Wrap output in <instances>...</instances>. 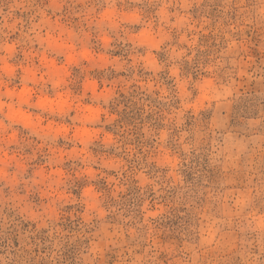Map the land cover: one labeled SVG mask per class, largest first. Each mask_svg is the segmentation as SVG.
Instances as JSON below:
<instances>
[{"label":"rangeland","instance_id":"obj_1","mask_svg":"<svg viewBox=\"0 0 264 264\" xmlns=\"http://www.w3.org/2000/svg\"><path fill=\"white\" fill-rule=\"evenodd\" d=\"M264 0H0V264H264Z\"/></svg>","mask_w":264,"mask_h":264},{"label":"clouds","instance_id":"obj_2","mask_svg":"<svg viewBox=\"0 0 264 264\" xmlns=\"http://www.w3.org/2000/svg\"><path fill=\"white\" fill-rule=\"evenodd\" d=\"M260 227L264 228V219L261 220Z\"/></svg>","mask_w":264,"mask_h":264}]
</instances>
